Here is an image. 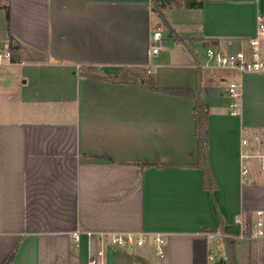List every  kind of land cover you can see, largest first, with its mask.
I'll list each match as a JSON object with an SVG mask.
<instances>
[{"label":"crops","instance_id":"crops-1","mask_svg":"<svg viewBox=\"0 0 264 264\" xmlns=\"http://www.w3.org/2000/svg\"><path fill=\"white\" fill-rule=\"evenodd\" d=\"M177 1L163 18L151 0L0 1V45L14 52L0 81V264H231L228 245L235 264H264V240L236 222L264 211V175L243 178L240 159L242 129L264 132V73L236 76L234 116L233 72L205 65L209 47L249 48L264 0ZM149 77L201 87L212 188L196 166L193 100ZM129 232L162 234L165 255L150 240L133 256L100 238Z\"/></svg>","mask_w":264,"mask_h":264},{"label":"built area","instance_id":"built-area-1","mask_svg":"<svg viewBox=\"0 0 264 264\" xmlns=\"http://www.w3.org/2000/svg\"><path fill=\"white\" fill-rule=\"evenodd\" d=\"M2 1V0H0ZM162 38L160 29L152 32L151 53H157L159 42ZM260 38L264 39V16L258 17L257 35L249 41V48L241 49L236 52H223L219 49L209 47L206 50V66L216 67L233 72L234 76L228 80L225 91L228 98V107L231 115L238 116L241 114L242 84L236 76H242L246 73H264V54L260 46ZM14 52L10 46L0 47V81L3 69L13 64ZM240 159L242 177L246 178L252 170L256 169L264 175V132H252L247 129L241 131ZM241 224L242 237L248 236L253 239L264 240V211L258 210L256 218L249 224L241 219L236 220ZM91 235L92 233H88ZM100 238L105 237L107 244L113 247L128 249L129 247L142 246L148 240L151 241L154 249L160 257L165 255V239L160 233L154 234H137V233H102ZM214 237V234H210ZM102 251L98 255H102ZM215 251L209 254L213 260ZM88 264H97L96 259H92Z\"/></svg>","mask_w":264,"mask_h":264},{"label":"trees","instance_id":"trees-1","mask_svg":"<svg viewBox=\"0 0 264 264\" xmlns=\"http://www.w3.org/2000/svg\"><path fill=\"white\" fill-rule=\"evenodd\" d=\"M179 3L177 0H151L152 9L158 13V15L163 18L164 15L162 10L166 8L169 4ZM202 1L198 2L196 0H184V5L188 7H198L201 6ZM6 19L9 21V10L6 8ZM12 37H10V40ZM177 41H184L181 36H176ZM153 78V77H152ZM149 80L147 88L158 91L167 95L178 96V97H188L194 102L193 117L195 121L194 134L198 138L199 145V157L196 166L201 167L204 170L206 186L212 188L213 181L212 175L208 167V148L206 146L208 142V110L209 103L203 98L201 87L192 89L189 87H162L157 83H153V79ZM144 165H150V163L145 162ZM159 165V164H158ZM213 184V185H212ZM215 186V185H214ZM228 258L231 264H235L234 255L232 252V246L228 245Z\"/></svg>","mask_w":264,"mask_h":264},{"label":"rangeland","instance_id":"rangeland-1","mask_svg":"<svg viewBox=\"0 0 264 264\" xmlns=\"http://www.w3.org/2000/svg\"><path fill=\"white\" fill-rule=\"evenodd\" d=\"M0 47H1V45H0ZM162 51V50H161ZM84 72L86 73V74H96V73H99L97 70H94V69H85L84 70ZM139 74H141V73H139ZM123 77L124 78H128V79H135V78H137V79H139V77L140 76H136V75H134V74H132V75H130L128 72H125V73H123ZM149 80H151V77H149V79H148V81ZM208 142H209V139H208ZM208 142H207V144H206V146L208 145ZM208 148V147H207ZM118 248V250H119V248H121V247H117ZM122 249H124V248H122ZM125 250H128L127 251V253L128 254H131V255H133V256H136V251H137V249H134V247H129L128 249H125ZM222 251V250H221ZM154 253V255H155V257L156 258H160L155 252H153ZM214 256H215V259L216 258H222L223 257V255L221 254H217V252L215 251V253H214ZM161 259V258H160ZM216 262H217V260L215 261V264H216ZM214 263V262H213Z\"/></svg>","mask_w":264,"mask_h":264}]
</instances>
